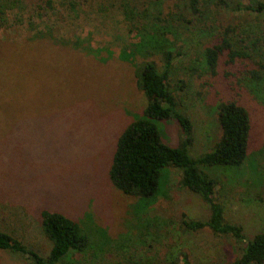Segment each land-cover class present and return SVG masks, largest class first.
I'll return each mask as SVG.
<instances>
[{
  "label": "rangeland",
  "instance_id": "1",
  "mask_svg": "<svg viewBox=\"0 0 264 264\" xmlns=\"http://www.w3.org/2000/svg\"><path fill=\"white\" fill-rule=\"evenodd\" d=\"M77 1L52 0L40 18L21 8V21L0 30V229L44 253L48 242L38 211L49 209L87 233L89 248L63 264H180L181 253L189 264L228 263L264 229L263 47L255 54L261 79L238 85L236 62L219 64L211 75L202 61L208 36L199 30L200 17L183 9L186 0H144L142 20L149 31L157 25L160 44L171 49L167 82L191 122L188 155L209 151L218 138L217 100L232 98L247 110L248 149L241 164L197 165L215 181L225 221L241 226L244 240L236 242L206 227L184 228L182 220L204 221L209 208L180 186L177 168L161 170L157 191L147 199L122 194L109 182L116 138L146 102L135 69L145 60L160 68V54L152 47L137 50L139 21L123 18L119 0ZM159 13L166 24H158ZM181 15L197 24H181ZM237 15L209 10L201 22ZM156 127L167 145H180L174 120L156 121ZM0 264L31 263L25 254L0 249Z\"/></svg>",
  "mask_w": 264,
  "mask_h": 264
},
{
  "label": "trees",
  "instance_id": "2",
  "mask_svg": "<svg viewBox=\"0 0 264 264\" xmlns=\"http://www.w3.org/2000/svg\"><path fill=\"white\" fill-rule=\"evenodd\" d=\"M0 0V30L18 23L21 11L46 15V7L51 8L52 0ZM64 3V2H60ZM66 3L78 4L77 0ZM183 9L189 15L200 19L201 32L208 36L204 46L202 61L207 73L214 75L219 64L228 66L238 63L236 81L243 85L247 80L261 79L260 68L256 66L255 54L264 50V0H186ZM210 5V8H209ZM69 6V5H68ZM118 10L129 23L139 21L135 26L138 32L137 50L156 48L160 54V68L150 60L138 63L135 71L137 88L143 93L146 102L140 116L131 120L116 138L107 178L120 193L137 198H151L158 188L163 168H177L179 184L196 193L209 208L206 220H182L186 229L206 227L212 234L228 235L236 242H243L241 226L227 222L222 215V207L214 198L215 181L198 170L201 166H238L244 160L248 149L249 118L247 110L235 99H220L215 104L216 121L220 128L218 138L209 151L191 157L187 146L192 142L190 119L181 111L167 82L171 67V49L160 43L157 25L149 31L146 21L144 0H119ZM174 8L178 7L173 5ZM224 9L237 13L232 20L205 23L209 10L217 13ZM42 9V11L40 10ZM21 15V14H20ZM158 24H166L160 13L155 16ZM181 24H197L193 18L181 15ZM170 20H173L170 17ZM27 24L30 19H26ZM145 25V26H144ZM161 28V27H159ZM150 49V48H148ZM178 53V52H175ZM258 61V60H257ZM232 74V73H231ZM174 120L183 135L180 145L169 146L160 137L156 121ZM38 227L48 242L46 252L40 253L27 247L17 237L0 229V249L25 254L31 264H63L73 254H82L89 248L87 233L72 218L49 209L38 211ZM181 263L189 264L184 253ZM161 264H177L173 259ZM226 264H264V229L245 240L240 254Z\"/></svg>",
  "mask_w": 264,
  "mask_h": 264
}]
</instances>
